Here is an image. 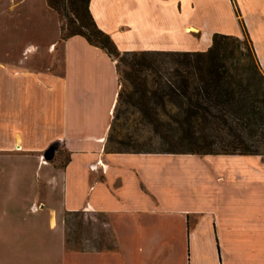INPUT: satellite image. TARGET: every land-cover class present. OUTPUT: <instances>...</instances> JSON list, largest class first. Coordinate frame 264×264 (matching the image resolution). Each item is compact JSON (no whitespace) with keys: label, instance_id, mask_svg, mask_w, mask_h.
Returning <instances> with one entry per match:
<instances>
[{"label":"crops","instance_id":"1","mask_svg":"<svg viewBox=\"0 0 264 264\" xmlns=\"http://www.w3.org/2000/svg\"><path fill=\"white\" fill-rule=\"evenodd\" d=\"M39 9L55 19L48 41ZM90 9L121 50H206L247 29L264 69V0ZM61 33L49 0H0V264H264V153L109 149L117 61ZM71 211L104 213L109 239L68 247Z\"/></svg>","mask_w":264,"mask_h":264},{"label":"trees","instance_id":"2","mask_svg":"<svg viewBox=\"0 0 264 264\" xmlns=\"http://www.w3.org/2000/svg\"><path fill=\"white\" fill-rule=\"evenodd\" d=\"M68 1L76 18L62 25V38L82 34L115 59L121 53L140 56L131 67L143 109L151 115V102L177 106L175 120L189 149L158 151L263 153L259 147L264 145V69L247 29L243 36L215 32L206 50H121L97 24L90 0ZM61 2L49 0L60 15ZM117 68L119 72L118 62ZM146 68L156 73L153 86L140 74ZM121 97L119 90L118 102Z\"/></svg>","mask_w":264,"mask_h":264},{"label":"rangeland","instance_id":"3","mask_svg":"<svg viewBox=\"0 0 264 264\" xmlns=\"http://www.w3.org/2000/svg\"><path fill=\"white\" fill-rule=\"evenodd\" d=\"M60 3L62 14L56 11L60 25L76 18L71 4L68 0ZM40 12V33L42 40L48 41L55 31V19L50 13L39 9ZM250 12V11H249ZM78 22V20H76ZM253 21L252 27L256 28ZM255 31V30H254ZM258 38L261 39L258 31ZM46 57L40 56V59ZM141 58L131 54L121 53L116 56L120 64V90L122 97L117 102L114 112L112 128L108 137L109 149H135V150H165L176 149L186 151L189 147L182 140V131L179 128L175 117L178 116V108L168 101L166 106L151 102L148 108L151 115L143 109L140 100V91L135 82L136 70L131 67L132 63ZM146 77L150 86H153L156 73L146 68L140 72ZM57 162L64 163L68 158V152L59 148ZM264 153V145L259 147ZM106 215L101 212L86 214L82 211H71L66 214L67 244L68 247H82L87 244H98L109 239V230L105 224Z\"/></svg>","mask_w":264,"mask_h":264},{"label":"water","instance_id":"4","mask_svg":"<svg viewBox=\"0 0 264 264\" xmlns=\"http://www.w3.org/2000/svg\"><path fill=\"white\" fill-rule=\"evenodd\" d=\"M54 155V150L53 149H50V151L47 153V157H53Z\"/></svg>","mask_w":264,"mask_h":264}]
</instances>
